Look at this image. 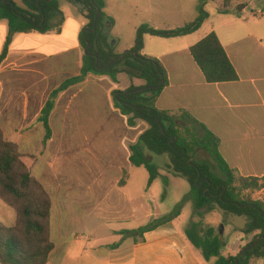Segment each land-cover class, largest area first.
<instances>
[{
  "label": "trees",
  "instance_id": "obj_1",
  "mask_svg": "<svg viewBox=\"0 0 264 264\" xmlns=\"http://www.w3.org/2000/svg\"><path fill=\"white\" fill-rule=\"evenodd\" d=\"M83 6L80 14L88 21L80 35V74L62 82L50 94L37 119L45 130L43 148L52 140L51 116L58 98L71 88L83 84L89 77H106L116 86L126 75L130 84L125 89L112 92L114 106L127 124L135 128L137 123L146 125L145 131L129 146V161L136 168L144 167L150 174L148 187L160 177L156 166L146 155H166L169 170L175 177L190 184V192L178 204L175 211L157 222L163 223L179 217L185 204L191 202L194 214L203 218L206 211L217 210L216 205L229 213L247 215L251 224L245 234L257 233L253 240L235 256H224L221 235L214 226L204 227L201 222H191L186 236L192 245L202 252L205 260L213 264H254L264 261V202L245 192L264 189V177H244L233 170L220 153V140L188 112L179 115L160 110L157 100L169 85L168 71L154 57L144 55L146 36L176 39L198 32L210 18L206 6L211 0H199L198 16L185 26L172 30H160L141 25L136 32L133 47L125 55L118 54L111 40L104 34L106 23L113 24L105 13L106 0H67ZM237 4L238 15L244 11V0H223L220 14H229ZM7 22L8 35L0 56V64L7 58L16 35L48 33L64 22L58 0H28L26 9L13 0H0V22ZM190 53L208 84L230 83L239 80L217 33L212 31L190 48ZM150 94V96H149ZM206 152L216 163L214 171L209 163L196 161L198 152ZM32 157L19 152L15 140H7L0 129V200L16 213L13 226L0 223V264H48L55 249L52 242L53 203L45 188L32 175ZM129 175L124 172L120 185ZM168 186V181H165ZM226 216V215H225ZM153 224L124 235H143Z\"/></svg>",
  "mask_w": 264,
  "mask_h": 264
},
{
  "label": "rangeland",
  "instance_id": "obj_2",
  "mask_svg": "<svg viewBox=\"0 0 264 264\" xmlns=\"http://www.w3.org/2000/svg\"><path fill=\"white\" fill-rule=\"evenodd\" d=\"M14 1L18 7L27 8L24 0ZM198 2L199 0H106L105 13L112 18L113 24L109 21L106 23L105 31L109 34H104L110 38L115 51L124 54L133 47L137 29L141 25L160 30L181 28L198 16ZM244 3L246 8L239 15L237 4H233L230 13L224 15L219 13L223 0H211L206 6L210 18L203 27L192 37L177 39L176 45L184 47L194 44L216 28L238 40L254 37L264 48V17L260 15V12H264V0H244ZM60 5L68 14L77 10L67 0H60ZM154 40L165 42L164 39ZM156 48L165 51L169 46L159 45ZM148 51H151L150 47ZM69 62L70 66L60 71L56 82H38L26 115L22 113V106L26 108L27 105L22 104L16 95L14 82H3L4 91L0 88V129L4 138L17 141L19 152L32 157V175L52 199L53 225L69 223L78 233L85 225H96L95 210L100 201L98 192H103V188L110 191L114 186L112 180L122 178L123 169L131 177V193L137 196L150 189L145 193L144 206L142 200H136L138 219H143L145 215L142 212L149 209L152 216L148 223H157L155 219H162L175 211L189 194L190 184L169 171V159L166 155L146 151L151 164L160 173V177L149 188L150 174L147 169L132 166L122 156V151L124 155L128 154L129 146L147 128L140 122L135 128L129 127L127 118L114 106L112 92L125 89L130 84L126 75L120 77L121 86L112 82H84L62 94L51 116L52 140L43 148L45 130L37 123V119L50 93L74 74L75 57L70 56ZM112 129L113 132L110 131ZM196 161L209 163L214 171H218L216 163L204 151L198 152ZM165 181H168V186ZM242 196H252L254 200L264 202V189L254 193L245 192ZM185 206L186 204L182 211ZM185 212L187 214L188 210ZM15 221V211L0 200V223L13 226ZM191 222H201L206 228L214 226L222 237L223 249L226 251H231L234 244L239 242L236 247L239 252L257 234L248 235L230 226L227 216H222L218 210L206 211L203 218L194 214ZM257 264H263V261Z\"/></svg>",
  "mask_w": 264,
  "mask_h": 264
},
{
  "label": "crops",
  "instance_id": "obj_3",
  "mask_svg": "<svg viewBox=\"0 0 264 264\" xmlns=\"http://www.w3.org/2000/svg\"><path fill=\"white\" fill-rule=\"evenodd\" d=\"M24 1L28 5V0ZM60 10L64 14L61 26L45 34L35 32L16 35L7 58L0 64V88L2 87L3 92V82H14L16 95L22 104L27 105L26 108L22 106L23 115H26L28 104L33 101L38 82H56L60 71L70 66V56H74L76 60L72 77L80 74L82 52L79 39L88 21L79 14V10L68 14L61 5ZM212 31L217 33L238 72L239 80L230 83H206L190 53V48L198 43V40L194 44L178 47L176 40L179 38L158 42L154 39L161 38L148 35L144 55L159 59L169 76V85L158 98L157 107L177 115L180 111L188 112L218 137L220 153L233 170L244 177L263 178L264 170L261 168L264 167V48L254 37L238 40L227 32H219L216 28ZM7 35V22H0V56ZM159 45L169 46V49L159 51L156 48ZM148 47L151 51H148ZM85 82L112 81L106 77H89ZM122 156L129 160L130 154L124 155L122 151ZM122 156L121 160H124ZM147 156L150 159V156ZM124 172L125 169L123 175ZM122 178L112 180V191H105L103 188V192H98L100 201L95 210L96 225H85L78 233L69 223L52 224L51 238L55 249L48 264L215 262H207L202 252L195 248L186 236V229L194 216V206L191 202L186 204L184 211L176 219L155 223L153 228L143 235H124L125 231L132 232L150 225L148 220L152 215L150 210L146 209L142 212L145 217L139 220L135 208L136 200H142V205H145L143 199L150 189L136 196L130 192L131 177H128L124 185H120ZM225 232L226 230L224 234ZM238 243L234 244L231 251L223 249V255L235 256L238 253Z\"/></svg>",
  "mask_w": 264,
  "mask_h": 264
},
{
  "label": "water",
  "instance_id": "obj_4",
  "mask_svg": "<svg viewBox=\"0 0 264 264\" xmlns=\"http://www.w3.org/2000/svg\"><path fill=\"white\" fill-rule=\"evenodd\" d=\"M75 7L79 11L83 10V6L80 4H76ZM105 34H109V32L105 31ZM216 208L221 213L222 216L225 215L227 216V223L233 226L234 228L238 229L239 231L245 232L252 223L247 215H237L235 213H229L226 210L222 209L219 205H216Z\"/></svg>",
  "mask_w": 264,
  "mask_h": 264
},
{
  "label": "built area",
  "instance_id": "obj_5",
  "mask_svg": "<svg viewBox=\"0 0 264 264\" xmlns=\"http://www.w3.org/2000/svg\"><path fill=\"white\" fill-rule=\"evenodd\" d=\"M260 15L264 17V12H260Z\"/></svg>",
  "mask_w": 264,
  "mask_h": 264
}]
</instances>
